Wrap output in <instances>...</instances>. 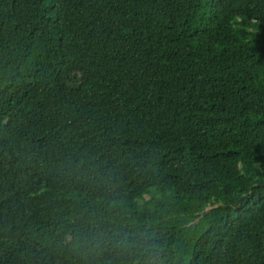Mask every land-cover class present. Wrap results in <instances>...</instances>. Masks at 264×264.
<instances>
[{
	"label": "trees",
	"instance_id": "obj_1",
	"mask_svg": "<svg viewBox=\"0 0 264 264\" xmlns=\"http://www.w3.org/2000/svg\"><path fill=\"white\" fill-rule=\"evenodd\" d=\"M0 264H264V0H0Z\"/></svg>",
	"mask_w": 264,
	"mask_h": 264
}]
</instances>
